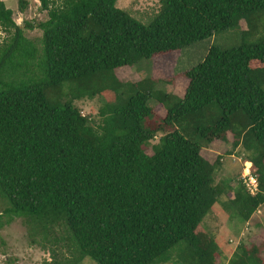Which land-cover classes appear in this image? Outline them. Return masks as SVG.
<instances>
[{
	"label": "trees",
	"instance_id": "trees-1",
	"mask_svg": "<svg viewBox=\"0 0 264 264\" xmlns=\"http://www.w3.org/2000/svg\"><path fill=\"white\" fill-rule=\"evenodd\" d=\"M38 2L47 19L25 28L42 32L40 48L0 1V229L28 219L31 235L43 242L54 228L63 230L66 237L52 245L63 242L61 252L72 251V259L50 250V261L40 264H165L175 251L181 264H214L217 245L200 232L213 206L233 193V214L246 223L264 204V37L210 46L183 73L182 97L157 98L165 116L152 127L155 83L132 86L115 71L234 30L264 12V0H159L148 25L116 0ZM18 4L24 12L27 2ZM64 86L69 100L47 96V88ZM105 92L115 99L103 104L94 125L73 101ZM228 133L232 148H242L256 168L255 196L242 177L234 188L216 182L221 158L211 163L201 154ZM229 264L262 259L256 246L241 245Z\"/></svg>",
	"mask_w": 264,
	"mask_h": 264
},
{
	"label": "rangeland",
	"instance_id": "rangeland-1",
	"mask_svg": "<svg viewBox=\"0 0 264 264\" xmlns=\"http://www.w3.org/2000/svg\"><path fill=\"white\" fill-rule=\"evenodd\" d=\"M0 1L5 4L6 8L12 10V18L24 30L25 37L40 48L42 32L39 29L28 30L25 28L27 22L36 25L47 19L46 13L39 9L38 0H25L27 5L24 12L19 11V0ZM116 7L141 24L148 25L160 10V3L159 0H116ZM5 37L6 34L0 29V45ZM262 37H264V12H257L252 14L250 19L241 20L234 30L216 34L212 38L197 42L182 51L155 55L150 60L140 61L134 67L119 68L115 74L120 82L132 86H136L144 80H151L155 83V86L151 88L153 98L149 101L155 112L152 121L148 122V125L152 127L165 116V110L158 103L157 98L163 94L182 97L187 87V80L183 73L202 61L210 46L215 45L222 49L233 48L242 43H254ZM31 75L33 76V73ZM18 77H20V72ZM68 94V86L56 89L47 88V96L52 100L65 102L70 99ZM114 99L113 92H105L90 100L85 98L74 100L73 104L82 115L90 118L91 122L96 125L100 119V108L105 102ZM165 130L168 131L167 128ZM161 135V133L157 134L144 147L147 154H151V146L158 142ZM227 137L226 142L213 141L208 148L201 150V154L211 163L218 157L221 158L215 181H224L228 186L234 188L237 187L238 182H241L244 163L248 160V154L240 147L233 149L231 146L232 135L228 133ZM251 171L253 173L256 168L252 166ZM232 198L233 193L222 197V202H227V204L218 203L214 205L201 224V234L208 241H213L217 245L214 264H229L230 259L241 245L247 249L256 246L262 264H264V208H261L260 214L254 213L250 220L245 223L233 214ZM5 208L6 203L0 197V214ZM32 228L34 225L28 219L15 218L10 224L0 229V264H40L43 261H50L52 258L50 250L56 251L58 259L62 258V255L65 259H72V251L69 253L64 249L61 252L64 246L63 242L59 241L58 245H52L53 238L62 240L66 237L63 230L58 227L54 228L47 238L49 242H43L41 234L31 235ZM43 244L46 246L45 248ZM80 264L96 263L85 258ZM165 264H181L177 257V251L173 253L171 261Z\"/></svg>",
	"mask_w": 264,
	"mask_h": 264
},
{
	"label": "built area",
	"instance_id": "built-area-1",
	"mask_svg": "<svg viewBox=\"0 0 264 264\" xmlns=\"http://www.w3.org/2000/svg\"><path fill=\"white\" fill-rule=\"evenodd\" d=\"M244 164L245 165H244L243 174H242L243 183L245 185V188H246L247 192L251 196H255L259 192L258 179L251 171V163L246 161ZM261 208H264V204H263L262 207H259L256 210V214H260L261 213Z\"/></svg>",
	"mask_w": 264,
	"mask_h": 264
},
{
	"label": "crops",
	"instance_id": "crops-1",
	"mask_svg": "<svg viewBox=\"0 0 264 264\" xmlns=\"http://www.w3.org/2000/svg\"><path fill=\"white\" fill-rule=\"evenodd\" d=\"M221 171H222L223 173H225V171H224V170H222V169H221Z\"/></svg>",
	"mask_w": 264,
	"mask_h": 264
}]
</instances>
